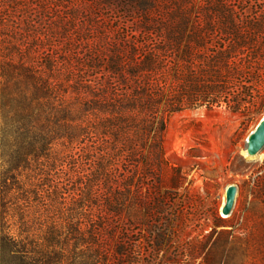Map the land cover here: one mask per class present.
Masks as SVG:
<instances>
[{"label":"trees","instance_id":"16d2710c","mask_svg":"<svg viewBox=\"0 0 264 264\" xmlns=\"http://www.w3.org/2000/svg\"><path fill=\"white\" fill-rule=\"evenodd\" d=\"M146 1L143 40L101 47L78 35L51 53L41 49L71 22L27 24L21 42L0 11V264H147L112 220L151 228L164 213L158 183L167 171L179 183L164 154L168 117L248 111L264 81V24L239 19L236 0Z\"/></svg>","mask_w":264,"mask_h":264},{"label":"rangeland","instance_id":"374dc122","mask_svg":"<svg viewBox=\"0 0 264 264\" xmlns=\"http://www.w3.org/2000/svg\"><path fill=\"white\" fill-rule=\"evenodd\" d=\"M234 5L239 19L264 24V0H236ZM151 10L145 0H0V11L11 13L9 24L21 42H27L22 31L27 24L46 30L64 26L62 20L72 23L69 36L63 39L57 30V38L46 41L45 53L76 43L78 35L93 37L101 47L121 39L143 40L136 29L142 14ZM263 115L264 81L255 87L246 113L223 105L170 115L163 147L169 164L179 169V183L174 187L170 172L163 174L158 185L166 209L149 223L151 228L113 218L127 250L139 243L147 264H264V147L256 158L244 154L245 140ZM142 181L141 194H149L154 182ZM231 184L237 187L235 201L229 214H221ZM168 236L167 243L156 247L158 238Z\"/></svg>","mask_w":264,"mask_h":264},{"label":"water","instance_id":"95a60500","mask_svg":"<svg viewBox=\"0 0 264 264\" xmlns=\"http://www.w3.org/2000/svg\"><path fill=\"white\" fill-rule=\"evenodd\" d=\"M264 147V115L247 137L246 153L249 156L258 154ZM237 187L233 184L229 185L226 190V202L222 208V214H229L233 207Z\"/></svg>","mask_w":264,"mask_h":264},{"label":"bare ground","instance_id":"6f19581e","mask_svg":"<svg viewBox=\"0 0 264 264\" xmlns=\"http://www.w3.org/2000/svg\"><path fill=\"white\" fill-rule=\"evenodd\" d=\"M247 142V140H245V143ZM245 155L247 154L246 152L244 153ZM259 156V154H256V155H254V156H252L251 158H256V157H258ZM222 214V213H221ZM224 216V215H223Z\"/></svg>","mask_w":264,"mask_h":264}]
</instances>
